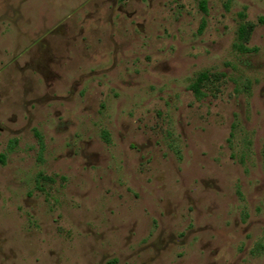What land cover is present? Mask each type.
Instances as JSON below:
<instances>
[{
    "label": "rangeland",
    "instance_id": "rangeland-1",
    "mask_svg": "<svg viewBox=\"0 0 264 264\" xmlns=\"http://www.w3.org/2000/svg\"><path fill=\"white\" fill-rule=\"evenodd\" d=\"M0 264H264V0H0Z\"/></svg>",
    "mask_w": 264,
    "mask_h": 264
},
{
    "label": "trees",
    "instance_id": "trees-1",
    "mask_svg": "<svg viewBox=\"0 0 264 264\" xmlns=\"http://www.w3.org/2000/svg\"><path fill=\"white\" fill-rule=\"evenodd\" d=\"M246 33H247V30H246V28L244 27V26H241L240 27V38H244L245 36H246ZM193 89H194V92L196 93V94H200L201 92H200V89H199V87L198 86H193Z\"/></svg>",
    "mask_w": 264,
    "mask_h": 264
}]
</instances>
